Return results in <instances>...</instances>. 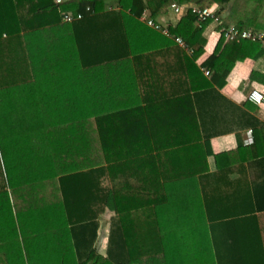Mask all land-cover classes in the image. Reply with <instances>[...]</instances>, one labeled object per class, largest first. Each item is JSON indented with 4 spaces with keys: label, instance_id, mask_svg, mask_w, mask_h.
<instances>
[{
    "label": "trees",
    "instance_id": "1",
    "mask_svg": "<svg viewBox=\"0 0 264 264\" xmlns=\"http://www.w3.org/2000/svg\"><path fill=\"white\" fill-rule=\"evenodd\" d=\"M252 1L253 6L246 0H120L114 5L122 8L118 11L105 0L60 6L54 0H0V264H216L222 242L211 234V219L217 216L225 226L226 218L240 213H264V183L242 189L238 174L248 173L234 167L211 173L208 158L217 127L195 123L194 107L187 108L196 99L199 116L208 112V87L226 83L236 62L250 55L242 49L250 42L232 41L223 59L211 56L204 66L214 73L201 81L198 69L190 72L185 65L194 66L204 53L210 22L188 13L169 27L170 36H161L141 18L148 10L156 21L173 3L218 5L228 23L235 19L240 30L257 32L264 0ZM64 14L82 15L65 29L84 67L126 60L139 51L136 68L147 65L140 70L142 103L108 108L72 100L79 88L69 75L58 83L37 81L53 85L54 99L36 105L30 47L48 31L54 37L66 33ZM147 35L168 49L143 55L140 45ZM174 37L183 39L191 58ZM62 41L60 36L57 47ZM250 44L264 55L262 43ZM61 49L55 66L73 69L75 60L65 61ZM213 175H220L219 185L210 186ZM240 192L256 202L240 203ZM108 207L113 217L103 254L100 229ZM256 218L249 238L258 252L264 227Z\"/></svg>",
    "mask_w": 264,
    "mask_h": 264
},
{
    "label": "crops",
    "instance_id": "2",
    "mask_svg": "<svg viewBox=\"0 0 264 264\" xmlns=\"http://www.w3.org/2000/svg\"><path fill=\"white\" fill-rule=\"evenodd\" d=\"M67 1L69 2L72 0ZM247 1L250 5H254V1L246 0V2ZM105 2L108 5L112 4L118 11L122 10L121 7L114 6L115 4L117 5L120 0H105ZM249 3L247 4L248 6ZM183 5L197 6L194 3H186ZM210 8H215L218 11L220 10V6L218 5H214ZM126 13L130 14V10L128 9ZM220 14L226 26L236 25L235 19L230 20V24L227 22L228 16L226 11ZM186 15L187 14L183 17L176 16L171 8H169L166 13L160 15L157 20L154 21L169 29L170 26H178L182 18ZM149 19L153 20L150 18V12L147 10L142 16L141 22L146 24V21ZM257 20L259 22V29H257L259 31L257 32H264V10L257 15ZM67 24H62L64 29ZM92 24L95 28L97 27V24ZM197 25H199V23ZM98 26L100 25L98 24ZM65 31L66 33H58L56 35L59 37L62 36L63 41L60 47H57L59 37H54L55 33L53 31H48L43 37H33L32 45L35 48V52L31 53V57L34 61L32 63V81L37 85V89L35 90L37 94L36 105L42 107V105L49 104L54 99L53 85L45 87L43 85L39 86L37 81L42 80V82H44L45 79H48L58 83L61 78L69 75L74 77L73 80L70 81V84L79 88V94L74 98L72 97V100H78L80 103L90 101L91 103L94 102V106L108 108L119 106L134 107L138 103H142L141 87L144 83L143 78L145 74H142L140 70L141 68L146 69L147 65L144 64L140 69L136 68L133 58L135 55H141L139 51L132 53L126 60L84 67L80 65L75 39H73V36L66 29ZM150 31L159 33L152 28H150ZM248 31L251 30L249 29ZM137 33L138 32H136L135 35ZM159 34L165 36L161 32ZM148 35L144 36V42L142 41L140 45L143 50V55L155 54L158 50L165 51L168 49V46L163 42L157 43L156 41H151L152 37L149 38ZM203 38L206 40L204 53L196 59L194 66L187 63L185 69L188 70L189 68L190 72L197 73L195 71L196 68V70L198 69L199 73H201L199 75L198 73L196 74L201 81L202 79L200 76L202 75L205 79L210 81L214 71L208 66L205 68L204 64L211 56H215L216 59H223L231 52L232 46L230 41L221 37L218 32V26L214 23L207 24L203 33ZM173 42L176 46H180L175 41V37ZM251 45L250 43H242V49L248 51L250 55L236 62L226 79V83L222 87H219L218 84H211L208 87V90L211 92V96H208L207 99L208 112L202 115V118L198 114L199 101L196 99L191 101V106L187 108L190 109L194 107L196 113H193L190 118L195 123L204 124L206 125V129L209 130L214 129V126L215 128L217 127L214 133L217 132L218 134L211 139L213 155L208 158L209 171L214 174L221 170L226 171V169H230L231 167H234V172L236 173L242 170L246 171L248 173L247 177H241L238 174V178L240 179L238 184L242 189H246L247 186L254 188L261 182L264 183V104L256 105L249 100V94L253 89L264 92V55H261L260 51L257 49L251 51ZM61 48L65 49V51L63 50L66 55L65 61L66 58H70L75 60V64H78L76 66L74 64L73 69L55 66V61L59 59L57 56L59 50H62ZM185 52L187 51L185 50ZM164 53V59L162 60L165 64L167 56ZM88 54L90 57L91 55H96L95 53ZM187 55L190 58L192 57L190 53ZM175 60L178 61V59ZM183 64L184 63H179L177 66ZM160 65L161 69H163V65ZM206 71L209 72V75L206 74ZM165 74H167V72H165ZM190 87H193V84ZM146 89H150V87L148 86ZM44 91H47L48 95H45ZM64 93L67 95V91ZM50 94L52 96H50ZM177 104L179 103L174 102L173 106L180 108ZM254 130L257 131L258 134H261V136H255ZM213 176L210 186H215L214 184L219 185L221 182V179H218L220 175L219 177ZM231 177L233 178V175ZM253 196L250 197V199L247 195L240 192L239 197H241L240 199L242 200L240 203H245L244 199H246V201L249 199L256 202V198ZM253 217L256 218L257 224L259 222L261 228L264 227L263 212L251 215H248V213H240L238 217L226 218L225 226H220L219 222L216 220L217 216H214V220L211 219V234H217V236L221 237L219 240L222 242L220 245L221 252H217L216 264H264V237L261 243L262 249H258V252L256 251L255 240L249 238V231L251 230L250 223Z\"/></svg>",
    "mask_w": 264,
    "mask_h": 264
},
{
    "label": "built area",
    "instance_id": "3",
    "mask_svg": "<svg viewBox=\"0 0 264 264\" xmlns=\"http://www.w3.org/2000/svg\"><path fill=\"white\" fill-rule=\"evenodd\" d=\"M55 4L60 6L64 4L67 0H54ZM171 10L176 16L183 17L185 14L191 13L194 15L199 22H210L218 26L219 34L222 38L227 41H245L250 43H262L264 45V32H253L248 30H240L236 25L226 26L221 15L218 13V10L215 8H202L199 6H186L173 3L170 6ZM82 15L74 17L70 14L63 15V21L65 23H72L75 20L81 19ZM146 24L148 27L161 32L165 36H170L169 29L164 25L155 22L154 20H147ZM175 41L183 48L188 49L185 42L176 37ZM206 74L209 75V72L206 71ZM249 100L256 105L264 104V92L258 89H253L249 94Z\"/></svg>",
    "mask_w": 264,
    "mask_h": 264
},
{
    "label": "rangeland",
    "instance_id": "4",
    "mask_svg": "<svg viewBox=\"0 0 264 264\" xmlns=\"http://www.w3.org/2000/svg\"><path fill=\"white\" fill-rule=\"evenodd\" d=\"M31 53L35 52L34 46L31 44ZM113 217L112 210L110 207H108L107 214L102 218L101 220V229H100V235H101V243H100V252L105 253V247H107V236L110 230V222Z\"/></svg>",
    "mask_w": 264,
    "mask_h": 264
}]
</instances>
